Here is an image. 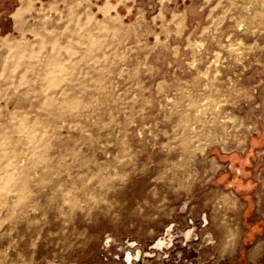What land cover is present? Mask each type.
<instances>
[{
	"label": "rangeland",
	"instance_id": "rangeland-1",
	"mask_svg": "<svg viewBox=\"0 0 264 264\" xmlns=\"http://www.w3.org/2000/svg\"><path fill=\"white\" fill-rule=\"evenodd\" d=\"M175 230L216 264H264V0H18L0 264Z\"/></svg>",
	"mask_w": 264,
	"mask_h": 264
},
{
	"label": "built area",
	"instance_id": "built-area-1",
	"mask_svg": "<svg viewBox=\"0 0 264 264\" xmlns=\"http://www.w3.org/2000/svg\"><path fill=\"white\" fill-rule=\"evenodd\" d=\"M184 239L176 230L161 233L153 243L141 244L127 239L124 246L103 237L94 247L49 264H216L212 250L204 254L197 244H190ZM159 240L164 245L156 249L154 244Z\"/></svg>",
	"mask_w": 264,
	"mask_h": 264
},
{
	"label": "crops",
	"instance_id": "crops-1",
	"mask_svg": "<svg viewBox=\"0 0 264 264\" xmlns=\"http://www.w3.org/2000/svg\"><path fill=\"white\" fill-rule=\"evenodd\" d=\"M17 2L18 0H0V15L3 13H10L12 9H14V7L17 5ZM256 246L259 247L261 250V244L260 245L256 244ZM253 252H257L256 247H255V251H252V253ZM250 255L251 253L249 251L248 256Z\"/></svg>",
	"mask_w": 264,
	"mask_h": 264
},
{
	"label": "flooded vegetation",
	"instance_id": "flooded-vegetation-1",
	"mask_svg": "<svg viewBox=\"0 0 264 264\" xmlns=\"http://www.w3.org/2000/svg\"><path fill=\"white\" fill-rule=\"evenodd\" d=\"M235 174L238 175L239 177H241V175L239 174V170H238V169L235 171ZM244 174H246V172H245ZM233 180H234V179H233ZM233 180H232L231 182H233ZM230 187H231V183H230ZM188 232L191 233V230H188L186 233H188ZM186 233H185V234H186ZM255 247H256V245L253 246L252 249H253V248L255 249ZM260 252H261V250H260V248H259V249L257 250V252H253V253H251L250 256L247 255V256H248V261L251 262V263H253V262L256 260V258L259 256ZM248 253H249V252H248Z\"/></svg>",
	"mask_w": 264,
	"mask_h": 264
},
{
	"label": "bare ground",
	"instance_id": "bare-ground-1",
	"mask_svg": "<svg viewBox=\"0 0 264 264\" xmlns=\"http://www.w3.org/2000/svg\"><path fill=\"white\" fill-rule=\"evenodd\" d=\"M22 3V2H21ZM27 7V6H26ZM27 9V8H26ZM19 10H21L20 8H19ZM18 14V12L16 11L15 13H13L12 15L13 16H15V15H17ZM200 42V41H199ZM6 48V47H5ZM240 186V185H239ZM242 187V186H241ZM189 235H191V233L190 232H188V233H186L185 234V236H186V238L189 236ZM209 236V235H208ZM211 237V236H210ZM211 239V238H210ZM164 245V243L162 242V240H159V241H157L155 244H154V247L156 248V249H160L162 246ZM258 248L259 247H257L256 246V250H258ZM250 253H252L251 251H250Z\"/></svg>",
	"mask_w": 264,
	"mask_h": 264
}]
</instances>
